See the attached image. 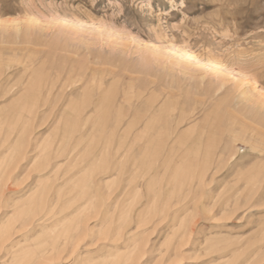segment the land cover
Wrapping results in <instances>:
<instances>
[{"label": "rangeland", "instance_id": "obj_1", "mask_svg": "<svg viewBox=\"0 0 264 264\" xmlns=\"http://www.w3.org/2000/svg\"><path fill=\"white\" fill-rule=\"evenodd\" d=\"M0 264H264V0H0Z\"/></svg>", "mask_w": 264, "mask_h": 264}, {"label": "bare ground", "instance_id": "obj_2", "mask_svg": "<svg viewBox=\"0 0 264 264\" xmlns=\"http://www.w3.org/2000/svg\"><path fill=\"white\" fill-rule=\"evenodd\" d=\"M191 58V57H190ZM193 59V58H192Z\"/></svg>", "mask_w": 264, "mask_h": 264}]
</instances>
